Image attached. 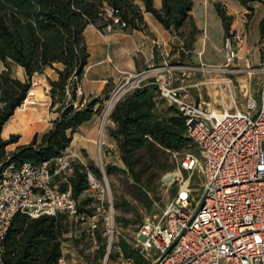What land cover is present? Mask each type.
<instances>
[{"label": "built area", "instance_id": "1", "mask_svg": "<svg viewBox=\"0 0 264 264\" xmlns=\"http://www.w3.org/2000/svg\"><path fill=\"white\" fill-rule=\"evenodd\" d=\"M249 13L247 9L239 26L226 35L222 66L172 64L159 44L162 65L140 72L119 70L120 82L108 110L124 95L155 85L159 98L186 118L187 136L198 149V154L187 150L180 158L174 152L178 168L166 177L169 186L178 181L177 192L161 214L149 216L136 232L133 246L144 264H264V76L259 88H252L253 76L264 74V63L254 66L241 56ZM101 17L107 30L126 27L108 7L102 9ZM242 59L247 62L244 66ZM186 69L246 74L247 78L239 83V93L229 78L230 102L213 108L177 84V71L186 76ZM82 94L78 88V95ZM77 158V151L67 149L40 164L26 161L17 168L13 164L4 168L0 176V264H8L5 242L19 214L31 219L62 215L76 237L92 241L93 251L100 253L104 248L101 264H109L112 256L117 264H138L121 247L123 233L116 225L114 204L96 172L85 164L89 188L83 195L92 199L87 205L74 196L71 186L62 188L61 182L70 184ZM197 170L203 176L198 192L192 185ZM58 264L95 261H84L74 245L61 240Z\"/></svg>", "mask_w": 264, "mask_h": 264}, {"label": "trees", "instance_id": "2", "mask_svg": "<svg viewBox=\"0 0 264 264\" xmlns=\"http://www.w3.org/2000/svg\"><path fill=\"white\" fill-rule=\"evenodd\" d=\"M140 1L145 11L154 14L168 29L179 31L186 22H190L188 46L192 45L194 35L199 31L191 15L193 0H162L161 9L155 7V0ZM240 1L252 10L249 3L259 0ZM215 6L227 35L231 30V17L224 4L217 2ZM104 7L110 8L126 23L123 28L144 27L143 10L137 0H0V176L10 164L16 168L26 161L40 164L63 153L71 145L79 127L92 119L109 98L107 90L94 97L78 95L89 58L85 28L92 23L101 30L106 29L107 23L101 17ZM260 27L263 34L264 19ZM14 65L25 69V80L13 74ZM49 67L57 73L56 79L48 78L51 107L57 106L60 114L49 131L36 135L29 144L8 152V146L17 142L19 135L4 139L3 127L26 100L33 76L44 73ZM86 98L88 101L81 106ZM158 99L157 87L147 85L124 95L110 115L115 124L110 128V136L117 142L122 160L135 175L149 172L155 164L162 165L165 156L181 152L191 145L186 118L173 107H170L173 110L171 114L159 111ZM138 163H142L144 168L136 172ZM162 166L163 171L171 169L167 164ZM91 167L98 176H102L99 167ZM115 169L119 168L107 165L106 174L112 175ZM69 186L76 198L89 188L84 164L75 167L70 184L62 183V188ZM91 200L88 197L82 203ZM63 222L62 215L38 219L17 215L5 242L6 262L58 264ZM120 244L127 256L134 258L138 264H144L141 255L128 242L122 240ZM103 254L104 248L99 256Z\"/></svg>", "mask_w": 264, "mask_h": 264}, {"label": "crops", "instance_id": "3", "mask_svg": "<svg viewBox=\"0 0 264 264\" xmlns=\"http://www.w3.org/2000/svg\"><path fill=\"white\" fill-rule=\"evenodd\" d=\"M137 1L143 10V28L115 26L112 30H101L92 23L85 28L89 58L79 88L87 97L99 96L105 90L116 88L121 78L119 70L140 72L162 65L163 58L157 47L159 44L169 53L168 61L172 64L224 65L226 32L215 4L221 2L225 5L227 14L231 17V30L239 26L241 16L248 9L240 0H193L191 15L199 31L194 35L192 45L188 46L190 22H186L179 31L168 29L154 14L145 11L140 0ZM154 4L158 9L163 5L162 0H155ZM249 7L252 10L248 14L241 56L256 66L264 63V33H261L260 27L264 19V1H252ZM186 52L189 53L185 55ZM240 62L247 64L246 59ZM14 72L22 80L27 78L25 69L19 65L15 66ZM48 78H57L56 71L51 67L44 73L33 76L32 88L26 100L5 123L2 130L4 139L19 135V140L10 144L8 150L15 151L17 147L29 144L36 135L49 131L53 121L58 118L60 113L57 106L51 107ZM98 135V117L93 116L74 133L73 144L93 158L97 151Z\"/></svg>", "mask_w": 264, "mask_h": 264}, {"label": "rangeland", "instance_id": "4", "mask_svg": "<svg viewBox=\"0 0 264 264\" xmlns=\"http://www.w3.org/2000/svg\"><path fill=\"white\" fill-rule=\"evenodd\" d=\"M188 53L189 52H186L185 55ZM241 65L244 66L242 62ZM15 66L16 65L13 66V70ZM185 66L196 67L195 64H186ZM185 71L186 76H184L182 70L177 71V84L185 85L190 94H192L197 100H203L211 104L213 108H222L230 102L231 93L227 87V80L229 78L235 81L234 83L237 86V92L239 89V83L247 78L246 74H232L223 71L208 72L197 69H186ZM13 74L15 75L14 71ZM263 76L264 74L262 73L253 76V89L257 90L259 88V82ZM116 88H111L110 91H107L109 98L104 101L102 106H100L98 113L94 115L98 117L99 129L97 151L94 152V157H89L85 150H80V147L75 146L73 141L68 149L77 151L80 155V158L75 160L74 167L82 163L88 165L90 168H92L91 165H95L102 170L103 174L102 176H99V178L103 182L107 194L112 198L116 225L123 233L120 241L125 240L133 249H135L133 242L139 227L149 216L161 214L177 192L178 181L169 186L167 183L168 178L166 176L177 170L178 158H180L184 152L191 150L198 154V149L194 144H191L189 147L179 152L180 154L178 158L174 156V153L165 156L162 165L167 164L168 167L171 168L170 170L163 171L162 165L155 164L148 170L149 172L153 171V175L149 174V172L135 175L122 160V152L119 149L117 142L110 136V128L115 126V124L110 118L113 109L108 110V105L109 99ZM158 109L167 114L173 112L172 108L160 98L158 99ZM108 111H110V113L107 115ZM8 152L12 151L8 150ZM107 165H113L122 170L115 169L112 175H107ZM142 166V163H138L135 167V171L137 172L144 168ZM183 175L184 177H187L189 173L184 171ZM202 179L203 176L201 171L197 170L192 178V185L197 192L201 187ZM62 183L63 182H61V184ZM88 197L89 196L82 195L80 197L81 202ZM87 204L89 203H82V205ZM63 223L64 232L60 236V240H65L66 243L74 245L77 252L84 257V261H95V264H101L103 256H98L99 250H92V241L84 236L76 237L72 233L70 223L66 222V218H64ZM109 264H117L114 256H112V261H110Z\"/></svg>", "mask_w": 264, "mask_h": 264}, {"label": "bare ground", "instance_id": "5", "mask_svg": "<svg viewBox=\"0 0 264 264\" xmlns=\"http://www.w3.org/2000/svg\"><path fill=\"white\" fill-rule=\"evenodd\" d=\"M36 92H37V91H36ZM31 98H32V97H31ZM109 110H111V109H109ZM109 113H110V111L107 112V115H108Z\"/></svg>", "mask_w": 264, "mask_h": 264}]
</instances>
